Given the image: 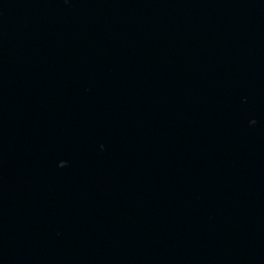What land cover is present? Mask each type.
<instances>
[{"label":"water","instance_id":"1","mask_svg":"<svg viewBox=\"0 0 264 264\" xmlns=\"http://www.w3.org/2000/svg\"><path fill=\"white\" fill-rule=\"evenodd\" d=\"M0 264H264V0H0Z\"/></svg>","mask_w":264,"mask_h":264}]
</instances>
